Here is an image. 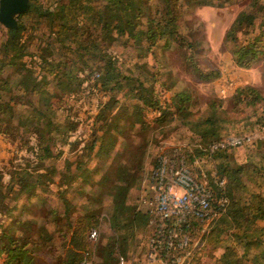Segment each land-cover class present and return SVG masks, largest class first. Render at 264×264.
Instances as JSON below:
<instances>
[{
  "label": "trees",
  "instance_id": "1",
  "mask_svg": "<svg viewBox=\"0 0 264 264\" xmlns=\"http://www.w3.org/2000/svg\"><path fill=\"white\" fill-rule=\"evenodd\" d=\"M214 1L29 0V8L17 17L16 28L0 21V135L19 141L33 157L11 171L7 181L0 173V217L11 221L0 223L2 264H49L42 252L51 255V264H121V259L125 264H144L151 260L150 250L158 243L155 259L162 264H176V257L186 252L189 257L184 264H204L200 252L206 250L213 252L209 264H264V141L211 149L228 135L264 131V86H239L229 97H213L194 112L198 101L194 90L179 86V78L169 68L175 63L170 55L175 54L178 64L199 80L220 75V69L204 67L201 53L205 50L198 47L202 26L186 17L189 3L209 5ZM117 43L122 52L114 51ZM224 44L230 45L237 65L248 68L262 62L264 68V0H252L238 13L224 35ZM127 49H133L136 57H124ZM147 56L154 59L151 66L156 72L149 71V62L144 61ZM163 67L165 71H161ZM9 69L13 72L7 73ZM163 75L166 79L161 81ZM162 91L170 93V103L160 100ZM96 95L100 102L89 138L72 141L71 133L79 128L81 119H75L76 113L68 114L64 124L54 120L56 112L72 110L67 107L70 100L88 98L91 104ZM146 110L159 113L155 125L147 122ZM175 121L195 139L194 147L183 150L187 166L201 174L198 166L213 162L220 178L211 176L213 168L206 169L207 181L210 178L208 183L214 188V215L207 222L188 216L182 231L189 243L174 250L167 247L172 220L160 227L152 209H138L130 202V194L144 179L151 184L152 171L165 154L155 156L149 171L156 141L153 132L165 125L170 128L164 131L168 135ZM119 136L121 150L98 167L100 177L95 180L88 164L93 160L100 164L109 157ZM58 142L75 150L61 172L56 168V160L63 154ZM244 151L246 156L239 161L237 154ZM247 176L254 186L244 181ZM223 177L225 184L220 186L217 181ZM82 185H91V190L85 192ZM74 189L88 202L98 204H73L69 192ZM144 189L148 190L146 196L151 194L150 188ZM56 192L63 208L42 197ZM28 195L39 198L20 206ZM106 196L111 202L107 214L112 234L93 239L90 232L101 225ZM220 198L227 199L224 206ZM148 223L152 232L142 244L137 234ZM207 224L200 245L191 250ZM12 226L18 231H12Z\"/></svg>",
  "mask_w": 264,
  "mask_h": 264
},
{
  "label": "rangeland",
  "instance_id": "2",
  "mask_svg": "<svg viewBox=\"0 0 264 264\" xmlns=\"http://www.w3.org/2000/svg\"><path fill=\"white\" fill-rule=\"evenodd\" d=\"M252 0H215L213 4L209 5H198L195 2L189 3L186 7V17L187 19H195L196 26H202L200 31V37L202 39V42L198 45L199 48L204 49L205 52L201 53L202 62L204 64V67L208 68V70L212 69H220L221 73L218 77H216L213 80L204 81L199 80L195 75L191 74L190 72H187L184 70V68L178 64L176 61V55L171 54L170 58L174 60L175 63H172L169 65V68H172L175 75L179 78V86H188L191 87L192 90H194L196 96H197V103L193 106V111L198 112V110L203 107L204 103L209 100H211L213 97H223L227 98L229 97L234 90L239 87L246 84H251L255 86H264V78H263V63L262 62H255L250 67H241L237 65L233 61V57L231 54V47L228 44H224V35L227 31V29L230 27L232 22L234 21L235 17L238 15L240 11L245 9ZM44 28V27H42ZM43 30V29H42ZM37 36L40 35L41 29L37 31ZM1 35V32H0ZM34 47V46H33ZM32 47V50L34 48ZM122 45L117 43L114 47V51L116 52H122L121 50ZM124 57H136V52L133 49H127L124 50L123 53ZM122 55V56H123ZM176 56V57H175ZM27 61L30 62L31 57L26 58ZM148 60L149 62V71L156 72L154 68H152V64L154 62V59H152L151 56H147L144 58V61ZM209 61V65H207V62ZM206 65V66H205ZM13 70V69H12ZM11 69L8 70L7 73H10L12 71ZM161 71H165V67L161 69ZM13 72V71H12ZM156 76H160V74H156ZM15 81L18 78H13ZM166 76L163 75L161 81L165 80ZM156 89L158 91L161 90L160 84L156 85ZM100 95V94H99ZM118 97L122 96L119 94ZM105 99V97L103 98ZM170 93L168 91L161 92L160 93V100L165 104V102H169L170 100ZM89 99H81L78 101L70 100L67 107L70 106L73 108L72 110H65V108L61 109L60 111L56 112V116L54 118L55 121H59L61 123L64 122V124L67 123L65 120L66 115L76 113L78 115V118L75 117V119H81L79 128L71 133L70 139L72 141L80 140V139H88L89 133H90V125L91 121L93 120V115L97 113V105L100 102L99 96L96 95L92 98L91 104L89 102L87 103ZM169 100V101H168ZM170 103V102H169ZM146 120L148 123L155 125V117L159 114L156 110H146ZM74 117V116H73ZM173 129L170 131L168 135L164 134V131H169L170 128L166 127L165 125L159 127L155 130L153 133V140H156L153 144V148L151 149V156L148 160V170L151 171L153 167L152 161L154 160L155 156L159 153L164 151L166 155H170L175 148L182 147V150L185 148H192L195 144V139L193 138L192 134L183 126L181 122L175 121L171 124ZM157 127V126H156ZM163 127L165 129L163 130ZM135 136V134H134ZM240 136H249L251 137V140L247 142H260L264 141V131L256 130L252 132H245L241 135H228L225 138H231V137H240ZM122 138L119 136L117 144L114 149L111 150L110 156L104 158L100 164L99 161L93 160L91 163L88 164V167L91 168L95 172V180L99 179V173H97L98 167L101 165L105 166L109 161H111L112 157L116 155L118 150H121L122 148ZM82 142H80V146H82ZM264 144V143H263ZM59 149L63 151V154L60 155V157L56 160V168L59 172L62 171V167L64 165V162L66 159L73 158V154L75 150L70 148L68 144H62L61 142H58ZM248 147V146H247ZM172 149V151L170 150ZM241 149V148H238ZM171 151V153H170ZM247 151L243 154H237V159L239 161H242L243 156H246ZM256 158L258 155H255ZM30 157V158H29ZM27 159H33L32 154L30 151H28L27 148L22 147V144L19 143V141H12L10 138H6L3 135H0V173L3 174L4 181H7L10 177L11 171L18 167L25 166L27 164ZM104 161V162H103ZM103 162V163H102ZM218 162V161H217ZM213 168V171H211V176L214 178H220L218 174V169L216 165L212 162L209 163V166H198V168L202 169L201 174L196 173L198 175V178L201 180H204L208 178L206 169ZM59 175H57L58 177ZM205 176H207L205 178ZM223 179H226L223 177ZM210 181V178L209 180ZM244 181L249 184V187L254 186L255 182H252L251 179L247 177H244ZM150 184L148 183V179H144L141 181L140 186L133 189L130 194V202L134 203L138 206V209H141V207L144 209L145 206H149L146 202H144V199L149 200L153 193L147 195L148 190H145L144 188H150ZM85 188V192H89L91 190V185L83 186L82 188ZM54 191L58 192V189L56 187H53ZM150 191V190H149ZM57 192L55 195H51L50 193L42 194V197L47 199V202H52V204L56 205L59 208H63L62 200L57 195ZM98 195L94 196V199H97ZM39 196L33 195V196H27L23 199V201L20 202V206L22 203H25L26 201H36ZM69 198L72 200L73 204L86 205L87 207H93L96 206L98 203L95 201L88 202V200H85L84 195L80 194L78 190H70L69 192ZM104 202V203H103ZM102 203L104 204V211L101 213V225L98 228V235L97 237H106L112 234L110 224H109V218H108V211L110 207V197L106 196L103 198ZM44 208V207H43ZM35 210V209H34ZM21 211V210H19ZM19 211L16 213L15 218L20 215ZM19 213V214H18ZM25 213V212H24ZM22 214V217L25 216V214ZM18 215V216H17ZM5 219V218H4ZM3 218L0 217V223L3 222ZM11 223L10 220L5 219V223ZM209 223V222H208ZM146 226L147 229L144 231H141L137 234V239H141V243L143 244V241L148 237V235L152 232V226L149 225ZM152 224V223H151ZM10 226V224H9ZM208 226H203L199 236L197 237V241L194 244V246L191 248V250L195 249L196 246L200 245V242L202 241V235L205 233V229ZM1 224H0V233H1ZM12 231H18L17 227L12 226ZM96 237V238H97ZM94 238V239H96ZM205 244V241H203ZM57 244H60V242L57 240ZM202 244V245H203ZM47 250V249H45ZM49 251V248H48ZM203 254V263L209 264L212 259V253L209 250H206L205 253L200 252ZM44 255V261L46 263L51 264V255L49 253ZM189 257V253L186 252V255L183 257H178L180 259L177 261L176 264H184L185 260ZM3 259L0 257V264H2ZM125 264V261H123ZM163 261H159V259H155L154 257L151 260H146L144 264H162ZM126 264H132V261H126ZM175 264V263H174Z\"/></svg>",
  "mask_w": 264,
  "mask_h": 264
},
{
  "label": "built area",
  "instance_id": "3",
  "mask_svg": "<svg viewBox=\"0 0 264 264\" xmlns=\"http://www.w3.org/2000/svg\"><path fill=\"white\" fill-rule=\"evenodd\" d=\"M250 140L249 136L224 138L214 142L211 149L237 147ZM151 177L150 190L153 194L149 200L144 199V202L152 209L154 219H159L160 227L165 228L168 226L166 220H172L167 247L174 250L184 248L189 243L188 235L182 231L184 221L190 215H195L202 222L212 219L214 188L207 180L199 179L187 166L181 147L175 148L170 155L162 154L160 163L152 171ZM217 184L223 186L225 179L217 181ZM226 201V198L219 199L222 206ZM97 235V229H92L91 238L94 239ZM150 242L154 246L155 239L151 238ZM157 245L161 246V243ZM157 245L150 250L151 259L157 256ZM176 260L180 259L176 257Z\"/></svg>",
  "mask_w": 264,
  "mask_h": 264
},
{
  "label": "water",
  "instance_id": "4",
  "mask_svg": "<svg viewBox=\"0 0 264 264\" xmlns=\"http://www.w3.org/2000/svg\"><path fill=\"white\" fill-rule=\"evenodd\" d=\"M29 8V0H0V21L9 28H16L18 15Z\"/></svg>",
  "mask_w": 264,
  "mask_h": 264
}]
</instances>
